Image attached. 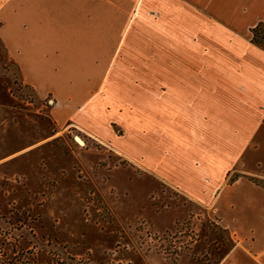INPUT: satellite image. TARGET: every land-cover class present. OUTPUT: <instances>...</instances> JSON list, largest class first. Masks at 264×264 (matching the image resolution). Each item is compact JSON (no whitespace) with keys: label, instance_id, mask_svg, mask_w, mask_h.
<instances>
[{"label":"crops","instance_id":"1","mask_svg":"<svg viewBox=\"0 0 264 264\" xmlns=\"http://www.w3.org/2000/svg\"><path fill=\"white\" fill-rule=\"evenodd\" d=\"M14 8L9 31L19 26L32 46L117 50L109 60L56 58L54 69L41 67L46 77L24 75L55 97L52 122L99 136L118 120L120 139L150 138L146 171L229 233L217 264H264V189L252 182L264 181V43L252 40L264 28V0H23ZM89 63L91 72L70 66ZM133 95L143 96L134 109L112 99ZM127 111L141 115L129 120Z\"/></svg>","mask_w":264,"mask_h":264},{"label":"rangeland","instance_id":"2","mask_svg":"<svg viewBox=\"0 0 264 264\" xmlns=\"http://www.w3.org/2000/svg\"><path fill=\"white\" fill-rule=\"evenodd\" d=\"M20 1L0 0V264H217L231 247L229 233L210 211L146 171L150 138L120 139L118 120L99 136L56 125L49 112L55 97L24 78L45 72L42 66L54 69L56 58L109 60L117 50L32 46L19 26L9 31L8 14ZM160 16H147L148 23ZM31 58L45 63L22 62ZM142 98L112 97L130 109ZM102 100L97 106L104 107ZM140 115L129 111L127 118ZM168 148L160 145L164 155Z\"/></svg>","mask_w":264,"mask_h":264},{"label":"trees","instance_id":"3","mask_svg":"<svg viewBox=\"0 0 264 264\" xmlns=\"http://www.w3.org/2000/svg\"><path fill=\"white\" fill-rule=\"evenodd\" d=\"M259 27L260 26H257L253 30V38H252V40H253L254 43L263 44L264 43V37H262V35L264 36V33H262V31H259ZM258 39L259 40H262L263 39V42H258L257 41ZM252 182L255 183V184H257V185H259L260 187H262L264 189V181L253 180Z\"/></svg>","mask_w":264,"mask_h":264},{"label":"bare ground","instance_id":"4","mask_svg":"<svg viewBox=\"0 0 264 264\" xmlns=\"http://www.w3.org/2000/svg\"><path fill=\"white\" fill-rule=\"evenodd\" d=\"M82 144V143H81Z\"/></svg>","mask_w":264,"mask_h":264}]
</instances>
